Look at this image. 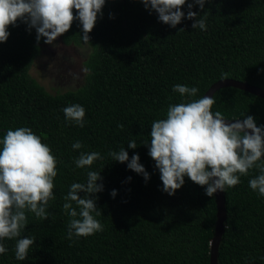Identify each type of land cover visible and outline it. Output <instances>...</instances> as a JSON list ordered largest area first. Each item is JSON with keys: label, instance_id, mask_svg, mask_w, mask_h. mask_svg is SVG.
Segmentation results:
<instances>
[{"label": "trees", "instance_id": "1", "mask_svg": "<svg viewBox=\"0 0 264 264\" xmlns=\"http://www.w3.org/2000/svg\"><path fill=\"white\" fill-rule=\"evenodd\" d=\"M182 10L187 14V4ZM193 11L206 13V31L193 29L194 21L186 18L172 28L140 0H106L90 42L83 41L78 20L60 36L64 45L88 44L91 52L83 83L55 93L31 75L43 39L38 43L35 29L29 33L22 21L9 26L7 42L0 43V141L9 129L31 128L58 163L56 198L48 206L55 220L27 212L21 238L34 236L36 244L27 259L19 261L16 241H0L7 248L0 264H210L215 195L208 197L205 188L187 176L174 196L163 192L160 172L145 144L151 140L152 122L166 118L169 104L188 99L172 91L176 84L197 87L191 99L227 79L264 89V0H210L203 11L199 6ZM213 97V114L218 111L228 120L250 115L264 127V99L235 87L218 90ZM72 104L85 108L84 127L66 122L63 109ZM130 140L137 149L127 147ZM76 141L84 147L74 150ZM121 147L130 159L139 155L150 175L147 182L127 163L108 156ZM81 151H97L104 159L77 168L74 159ZM88 171L103 177L104 191L97 194L103 215L96 219L104 230L69 240L71 218L64 214L63 197L72 183L86 181ZM258 174L255 168L249 170L240 184L224 192L228 210L219 264H264V197L249 187ZM114 189L115 198L110 195Z\"/></svg>", "mask_w": 264, "mask_h": 264}, {"label": "clouds", "instance_id": "2", "mask_svg": "<svg viewBox=\"0 0 264 264\" xmlns=\"http://www.w3.org/2000/svg\"><path fill=\"white\" fill-rule=\"evenodd\" d=\"M140 2L150 13L155 11L160 22L172 28L186 18L194 21L193 29L207 30L206 13L198 15L193 8L199 6L203 11L210 0ZM105 3L106 0H0V43L7 42L9 26L22 21L29 33L35 29L38 43L43 39L45 44L55 47L54 42L70 30L75 20L82 26L83 41L88 43L98 16H103ZM186 4L187 14L182 10ZM184 31L180 29L179 33ZM172 91L188 99L169 104L166 118L152 122L151 140L145 144L160 172L162 191L174 196L184 186L187 176L204 187L208 197H213L217 192H226V188L240 184V177L255 168L259 174L249 180V187L264 197V160L261 159L264 156V127H258L250 115L230 122L218 111L213 114V96L191 99L197 96V87L176 84ZM63 112L67 123L85 126L86 110L80 104L65 107ZM118 127L123 129V124ZM0 144V241L15 240V258L24 261L30 247L36 244L34 236L21 238L28 225L26 213L31 212L45 221L55 220L48 206L49 201L56 198L53 181L57 176L58 160L50 147L28 127L9 129ZM83 147L80 141L72 144L74 150ZM127 147L137 149L136 141L130 140ZM108 156L114 162L127 163L128 168L142 175L146 182L150 179L138 154L130 159L121 147L118 152L110 151ZM103 159L97 151H81L74 163L77 168L84 169ZM128 179L130 181L131 177ZM102 181L101 173L88 171L86 181L72 183L63 197L64 214L71 218L67 225L69 240L86 238L104 230L103 224L96 219L103 215L97 207V194L104 191ZM80 193L85 194L83 198ZM110 195L115 198L117 191L112 190ZM6 252L7 248L0 242V254Z\"/></svg>", "mask_w": 264, "mask_h": 264}, {"label": "rangeland", "instance_id": "3", "mask_svg": "<svg viewBox=\"0 0 264 264\" xmlns=\"http://www.w3.org/2000/svg\"><path fill=\"white\" fill-rule=\"evenodd\" d=\"M54 43L55 47L48 44L42 46V53L35 61L31 75L51 93L74 90L84 81L85 62L91 48L88 44L66 46L61 37Z\"/></svg>", "mask_w": 264, "mask_h": 264}, {"label": "water", "instance_id": "4", "mask_svg": "<svg viewBox=\"0 0 264 264\" xmlns=\"http://www.w3.org/2000/svg\"><path fill=\"white\" fill-rule=\"evenodd\" d=\"M228 87H235L242 91L248 92L250 94H253L257 97H260L264 99V89H261L259 87L243 83L236 80H221L214 84L206 93L208 96H214V94L223 88ZM205 95V96H206ZM226 121L234 122V120H228ZM216 197V203H217V222H216V229L214 233V238L211 242V258H210V264H219V251H220V245L223 239V236L225 234V227H226V221H227V201L225 197L224 192H217L215 194Z\"/></svg>", "mask_w": 264, "mask_h": 264}]
</instances>
